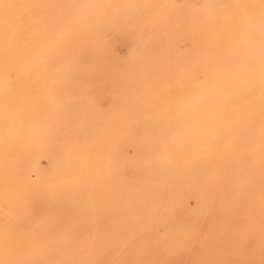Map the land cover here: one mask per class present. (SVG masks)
Returning <instances> with one entry per match:
<instances>
[{"label":"rangeland","instance_id":"rangeland-1","mask_svg":"<svg viewBox=\"0 0 264 264\" xmlns=\"http://www.w3.org/2000/svg\"><path fill=\"white\" fill-rule=\"evenodd\" d=\"M53 1L58 37L23 17L27 5L7 7L17 14L11 34L24 60L14 58L0 77V264H40L32 256L49 219L90 227V214L77 216L76 200L89 198L91 177L102 180L100 165L121 187L137 183L147 171L173 166L169 151L178 156V143L207 144L208 133L219 149L233 134L237 166L230 178L219 149L205 148V174L212 156L223 175L209 192L188 197V215L201 221L188 224L187 257L197 243L217 264H264V0ZM196 197L209 202L193 208ZM98 223L110 225L107 216Z\"/></svg>","mask_w":264,"mask_h":264},{"label":"bare ground","instance_id":"bare-ground-1","mask_svg":"<svg viewBox=\"0 0 264 264\" xmlns=\"http://www.w3.org/2000/svg\"><path fill=\"white\" fill-rule=\"evenodd\" d=\"M17 3L27 5L23 12V17L27 16L26 20L38 23L37 26L52 28V32L50 31L49 34L53 33L52 35L58 37V28L53 26V23L58 24V8L53 0H0V12L3 8L6 9L0 15V77L3 80L5 71L11 64L10 61H13L14 58L24 60L23 52L19 49L18 44L15 45V40L11 34L12 20L17 17V14L7 8ZM179 38L177 44L174 43L175 45H178L181 41ZM22 68L27 69V67ZM53 68L58 74L56 63L53 64ZM20 70L19 73H22ZM195 72L198 74V71ZM260 85L263 86L262 83ZM201 87L205 88L206 86ZM216 89H218L217 86ZM172 91L176 92L175 90ZM217 92L222 93V88L220 87ZM198 102H201V100L199 99ZM256 102L253 101L252 103ZM253 114L255 113L253 112ZM253 114L252 118H255L257 115L254 117ZM208 134V141L210 142L206 144L204 139H200L194 145V148L178 143L175 146L179 151L178 156H175L172 150L169 151V159L176 161L173 166H169L165 173L160 170L157 171L155 168L147 171L148 177L138 179L137 183L130 181L121 187L110 181L106 176H102L104 167L100 169L102 167L100 165L98 169L101 170V176L98 179L102 180L99 182L91 177L89 198L76 200L79 201L77 203V206H79L77 216L83 217L86 213L90 214L92 225L83 227L82 230L81 228L74 230L69 226L58 223L55 219H49L44 225L45 238L42 246L33 251L36 256L32 257H41L39 259L40 264L42 262L46 263L47 260L44 257H84L87 259L108 257L117 263L128 259L132 260L134 264H164L166 262L168 264H174V262L176 264H179V262L181 264H206V259H210L207 264H217V260L213 259L215 257L202 256L204 255L202 250L204 245L202 244L194 243L192 257L190 259L187 257L189 251L188 224L191 221L194 224L201 221L200 216L197 214L188 215L190 207L188 197L192 195L202 196L220 182L223 175L222 162L228 165V171H231L230 178L234 176L237 166L238 156L230 155V149L237 140L233 137V134L228 138V147L224 148L220 144V149L218 142L214 143L215 139L212 142L213 133ZM205 148H208L211 154L212 150L219 149L216 152L220 153L222 159L219 167L218 162L216 164L211 163L212 156H210L208 174H205L204 171L205 159L203 152ZM192 149L195 152L189 154ZM44 152L52 156L53 151L48 146L44 149ZM47 158L49 159V157ZM119 164L122 169V164L120 162ZM90 173L94 174L95 172L90 169ZM108 198L112 199L110 204H106ZM205 202L209 201L196 197L193 208L200 207ZM125 207L129 208V214L124 213L123 209ZM175 213L180 214L179 221L175 219ZM105 216H107L110 225H100L98 223L102 217L104 220ZM159 226L163 227V232H159ZM57 229L58 237L55 238L54 234ZM201 231L202 229L199 226L194 228L197 236H200ZM209 254L214 255L215 250H210ZM106 264L108 263L106 262Z\"/></svg>","mask_w":264,"mask_h":264}]
</instances>
